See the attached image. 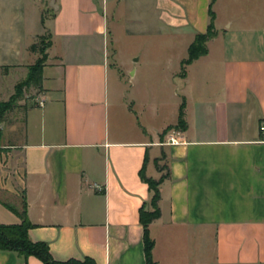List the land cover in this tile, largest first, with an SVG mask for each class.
Masks as SVG:
<instances>
[{
    "label": "crops",
    "instance_id": "0c3cea01",
    "mask_svg": "<svg viewBox=\"0 0 264 264\" xmlns=\"http://www.w3.org/2000/svg\"><path fill=\"white\" fill-rule=\"evenodd\" d=\"M209 6L0 0V75L10 88L40 58L28 51L37 37L50 41L23 137L0 138V224L20 223L5 204L20 210L24 198L29 239L47 244L55 261L146 264L139 217L152 194L140 177L145 163V178L165 177L159 217L148 226L156 264H264V0H214L216 36L184 74L187 57L165 73L178 93L169 98L153 69H141L151 79L135 86L142 58L124 72L109 28L111 20L128 36H189L187 53L207 31ZM125 73L132 79L118 94L114 81ZM168 105L167 119L146 121ZM181 108L185 128L169 130ZM169 135L178 144H166ZM0 264L42 263L0 251Z\"/></svg>",
    "mask_w": 264,
    "mask_h": 264
},
{
    "label": "rangeland",
    "instance_id": "374dc122",
    "mask_svg": "<svg viewBox=\"0 0 264 264\" xmlns=\"http://www.w3.org/2000/svg\"><path fill=\"white\" fill-rule=\"evenodd\" d=\"M224 14H221L223 16ZM109 28L114 40V48L117 51V58L119 63L122 65V69L126 72L128 65H130L132 59H136L141 56L142 60L139 64L138 75L134 78L135 86L145 83L146 79L151 78H141L139 72L141 69H153L154 73L153 80H155V86L163 87V95L166 98L173 96L176 92V87L164 83V75L166 72H171L172 69L178 71L179 68L176 65V59L178 57H187L186 50H183L186 47V43L190 41L189 36H178L172 34V31L162 30L161 34L157 37L152 35L149 37L135 36L126 34V31H123L122 28L115 26L113 21H109ZM174 39H177L176 41ZM109 52H111L109 50ZM154 56H157L158 59H154ZM145 59L149 61L145 67ZM144 60V61H143ZM142 66V67H141ZM175 66V67H174ZM111 79L115 80V73L110 72ZM13 79V78H12ZM131 80L130 73H125L121 84L115 83L114 86L118 94L127 87V81ZM139 82V83H138ZM167 89H166V88ZM165 89V90H164ZM165 92V93H164ZM39 89L36 86H29L22 89L20 96L16 95L15 88H10L9 83L6 79L0 75V103L8 102L11 105V110L8 111L4 116V121L0 124V138L2 135L9 136H18L19 140L23 137L24 133V116L26 110L35 105L38 100ZM178 95V93H175ZM167 103H173L171 100ZM169 105L165 111L161 110L159 115H156L157 118L146 117V121L149 123H154L156 120L167 119L169 113ZM12 140V138L10 137ZM11 142V141H10ZM22 203V200H21Z\"/></svg>",
    "mask_w": 264,
    "mask_h": 264
},
{
    "label": "trees",
    "instance_id": "16d2710c",
    "mask_svg": "<svg viewBox=\"0 0 264 264\" xmlns=\"http://www.w3.org/2000/svg\"><path fill=\"white\" fill-rule=\"evenodd\" d=\"M214 0H210L209 6V25L207 31L204 34H197L194 41L188 48V55L185 60L181 63V74H184L187 65L197 60L198 58L207 54L206 44L216 36L214 30V13L211 10V5ZM50 47V41L45 36L37 37L36 41L28 48L31 53L40 55V58L34 65L29 68V73L26 79L15 86L16 95L20 96L22 89L29 86H39L41 81V69L47 60V49ZM11 110V105L8 102L0 103V124L4 121L5 114ZM185 128V122L183 119V109H180L179 118L176 126L169 128L171 129ZM145 163L143 165V168ZM143 168L140 171L141 179L147 184L150 193L152 194L150 199V210H145L143 207L140 209V224L144 231V254L146 264H156L152 258L153 241L149 237L148 226L158 219L159 208L158 202L160 200V184L165 178H161L158 181L145 178L143 174ZM5 207L14 213L20 219L19 224L15 225H2L0 224V251L4 252H15L20 256L26 258L33 256L37 258L42 264H96L90 258H84L81 261L78 260H67L64 262L55 261L48 249L47 244L43 242L34 243L29 239L28 232L33 227L29 222L26 213V202L22 198L21 208L18 210L14 206L5 204Z\"/></svg>",
    "mask_w": 264,
    "mask_h": 264
},
{
    "label": "built area",
    "instance_id": "2783aa9c",
    "mask_svg": "<svg viewBox=\"0 0 264 264\" xmlns=\"http://www.w3.org/2000/svg\"><path fill=\"white\" fill-rule=\"evenodd\" d=\"M260 130L264 131V126H260ZM165 143L169 145H174V144H178V140L175 138L174 135H169L167 136ZM95 189L97 191H102V188L99 186H95Z\"/></svg>",
    "mask_w": 264,
    "mask_h": 264
}]
</instances>
